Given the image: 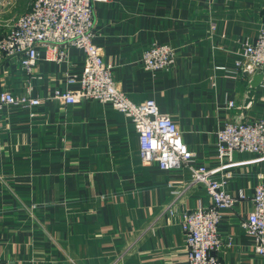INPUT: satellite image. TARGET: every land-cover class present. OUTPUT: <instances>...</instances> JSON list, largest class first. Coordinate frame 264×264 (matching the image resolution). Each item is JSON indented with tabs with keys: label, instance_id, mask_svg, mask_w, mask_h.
Listing matches in <instances>:
<instances>
[{
	"label": "crops",
	"instance_id": "crops-1",
	"mask_svg": "<svg viewBox=\"0 0 264 264\" xmlns=\"http://www.w3.org/2000/svg\"><path fill=\"white\" fill-rule=\"evenodd\" d=\"M33 0H0L4 21L26 12ZM95 42L112 64L119 87L134 102L154 99L171 115L195 152V166L239 198L223 212V264H264L255 237L242 222L264 182V155L235 152L221 158L218 131L229 121L264 119V82L244 110L250 76L238 69L245 47L264 25V0H106L94 7ZM153 44L175 50L171 67L148 70L142 58ZM83 49L63 59L39 47L33 74L19 57L0 51V93L29 94L37 106L0 111V258L11 264H189L182 214L209 206L196 184L174 201L173 190L192 180V168L164 170L140 158L139 132L109 102L67 103L54 92L76 89ZM236 102L231 107L230 101Z\"/></svg>",
	"mask_w": 264,
	"mask_h": 264
},
{
	"label": "built area",
	"instance_id": "built-area-1",
	"mask_svg": "<svg viewBox=\"0 0 264 264\" xmlns=\"http://www.w3.org/2000/svg\"><path fill=\"white\" fill-rule=\"evenodd\" d=\"M106 0H33L29 10L20 15L0 39V51L5 58L19 57L24 70L33 74L39 59V47L56 50L63 59L71 47L83 49L85 61L81 75H68V83H79L76 89H57L54 96L67 103L84 99L109 102L131 118L139 132L140 158L143 163H157L164 170L190 166L192 180L183 188L173 190L174 201L166 208L173 213L176 199L190 187L202 184L212 198L209 206H199L182 214V228L186 234L189 264H223L217 252L223 243L218 226L223 212L233 208L239 198L225 189V180L212 177L206 166H195V152L171 115L161 112L157 102L146 99L134 102L115 78L114 69L106 62L103 48L95 42L94 7ZM174 49L169 44H155L144 51L143 64L148 70H163L173 65ZM238 69L251 76L264 72V25L257 38L245 47ZM43 100L29 94L0 93V111L5 106L33 107ZM236 106L234 100L229 102ZM221 158L233 159L235 152L249 151L264 155V119L229 121L218 131ZM253 208L242 225L255 237L256 253L264 257V182L256 186ZM0 264H11L0 258Z\"/></svg>",
	"mask_w": 264,
	"mask_h": 264
},
{
	"label": "water",
	"instance_id": "water-1",
	"mask_svg": "<svg viewBox=\"0 0 264 264\" xmlns=\"http://www.w3.org/2000/svg\"><path fill=\"white\" fill-rule=\"evenodd\" d=\"M245 74L248 75L249 73L246 72ZM263 82H264V72L257 71L250 76V80H249L250 89L248 90L247 98L244 103V110H246L248 106L253 103L255 99L256 89Z\"/></svg>",
	"mask_w": 264,
	"mask_h": 264
},
{
	"label": "rangeland",
	"instance_id": "rangeland-1",
	"mask_svg": "<svg viewBox=\"0 0 264 264\" xmlns=\"http://www.w3.org/2000/svg\"><path fill=\"white\" fill-rule=\"evenodd\" d=\"M29 10V9H28ZM27 10V11H28ZM26 11V12H27ZM25 13V12H24ZM24 13H22V14H20V15H23ZM19 15V16H20ZM19 16H17V17H15V18H13V19H10V20H6V21H4L5 22V24H6V27H7V29H9L13 24H14V22L17 20V18L19 17ZM1 39V38H0ZM153 45H155V44H153ZM153 45H151V46H153ZM170 45V44H169ZM171 46V45H170ZM172 47V46H171ZM173 48V47H172ZM174 49V48H173ZM174 52H175V50H174ZM112 65V64H111ZM242 120H244V119H242Z\"/></svg>",
	"mask_w": 264,
	"mask_h": 264
}]
</instances>
